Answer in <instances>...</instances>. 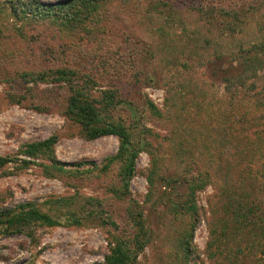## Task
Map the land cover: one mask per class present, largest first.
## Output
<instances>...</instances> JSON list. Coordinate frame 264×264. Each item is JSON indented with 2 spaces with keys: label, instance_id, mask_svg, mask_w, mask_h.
<instances>
[{
  "label": "rangeland",
  "instance_id": "1",
  "mask_svg": "<svg viewBox=\"0 0 264 264\" xmlns=\"http://www.w3.org/2000/svg\"><path fill=\"white\" fill-rule=\"evenodd\" d=\"M234 12L241 22L235 21L234 30H226L228 21H234ZM98 13L105 28L114 27V33L109 30L104 40L99 36L103 21L79 26L73 30L80 31L73 33L47 21L49 17L18 20L9 4L0 0V156L17 158L7 172H0V210L19 211L20 204L33 203L57 220L54 225L32 224L29 232H7L0 224V264H99L116 240L131 242L137 232L132 216L139 211L149 242L135 264L185 263L179 238L189 228L190 218L187 212L172 213L170 200L182 204L189 183L183 179L166 187L159 184L145 200L151 163L143 151L136 159L129 194L112 192L111 188L120 187V163L100 175L88 169L90 163L100 165L116 153L118 138L104 135L90 140L81 135L80 125L66 116L70 94L66 79L25 80L30 77L28 72L55 78L62 68L76 72L72 79L79 86L90 78L86 89L93 97L100 99L106 88L116 90L124 103L112 111L114 118L127 124L136 121L128 108L132 106L139 128H150L153 133L147 138L155 146L160 143L157 154L163 157L162 173L169 180L181 178L185 168L171 159L162 137L168 134L169 122L163 114L170 101L195 108L194 116L205 114L210 125H216L221 116L233 117L224 134H228L229 145L237 148L235 153L234 147L220 148L225 153L218 157V174L205 160L214 154L212 145L206 152L199 149L205 154L199 153L192 164L196 173L205 171L200 180L209 179L195 193L199 209L193 215L187 263L212 264L206 248L209 201L221 191L222 195L233 193L230 201L240 205V191L246 189L261 221L248 233V226L236 229L240 256L248 253L254 259L248 262L264 264V231L257 228L264 224V0H104ZM170 22L175 24L166 26ZM169 89L174 90L171 95ZM10 96L23 100L13 103ZM145 97L162 116L145 105ZM50 135L58 137L54 158L72 170L75 167L70 164L86 162L79 167L84 168L81 172L49 175L43 164L51 160L20 152L23 144ZM21 159H30L32 164L17 166ZM238 176L241 185L233 181ZM222 182L226 188L220 187ZM68 196H75L74 206L86 210L76 213L79 222L71 221L67 206L49 202ZM230 223L233 226V220Z\"/></svg>",
  "mask_w": 264,
  "mask_h": 264
},
{
  "label": "trees",
  "instance_id": "2",
  "mask_svg": "<svg viewBox=\"0 0 264 264\" xmlns=\"http://www.w3.org/2000/svg\"><path fill=\"white\" fill-rule=\"evenodd\" d=\"M5 2L9 4L12 15L18 18V20L21 18L31 20L36 18L35 20H37L40 16L49 17L47 21L54 22L62 28L72 30L73 33L80 31V29L77 32L73 30L79 26L86 27L88 23L103 21L104 24H100L102 31L99 35L102 40L106 38L109 30L112 32L114 31V27L111 29H109V27H104L105 21L103 17L102 20L99 19L101 15L98 12L101 11L104 0H5ZM233 18L234 21H232V19L229 20L228 24L225 26L226 30L228 29L231 31L235 29L234 26L238 20L236 12H234ZM240 22L241 21L238 20L237 23ZM174 24V22H170L166 24V26H172ZM14 28L23 32V28H19L17 25ZM57 71L58 73L55 78H49L48 75L42 73L28 72L27 74L30 75V77L25 78V80L35 82L36 80L55 81L61 78L66 79L70 91L67 99L66 116L80 125L81 135L90 140L104 135H114L118 138L119 143L116 153L106 157L100 165L94 162L90 163L88 169L90 171L98 170V175H100V173H106L113 163H120L118 172L120 187L117 190L116 188H111L112 192L114 191V193L118 195L129 194V185L135 173L136 159L139 153L143 151L149 154L151 163L146 173L148 191L145 195V200L151 198L156 192L159 184L166 187L167 185L181 182L183 179L189 183L186 199L183 200L182 204H180L181 202L170 200V211L177 214L176 216L182 215L183 213L185 214L186 212L189 214L190 219L187 224L189 228L186 226L185 230L182 231L183 234L181 233L182 235L179 238L181 253L184 255L185 260L184 264H188L187 258L191 253L190 242L192 241L195 227L193 215L197 214L199 209L196 204L195 193L198 189L203 188L209 179L207 177L200 180L199 177H204L206 173L205 171L196 173L192 169V164L196 162V156L202 153L199 149L206 152V149H209L207 148L208 145H212L214 150L212 149L211 154L214 153V156L211 155L205 158V160L210 162L211 167L215 170V173L218 174L220 165L218 157L222 158L225 153L219 151L220 148H222V150H227L234 147V153L237 148L235 144L233 147L230 146L231 142L229 141L228 134H226V136L224 134L226 127L230 128L233 117L221 116L215 123L216 125H210V122L205 120L207 119L205 114H197L194 116L193 110L195 108H191V110L185 108L182 101H179L180 103H173L170 101V104L166 106V113L163 114L152 100L145 97V105L152 110L156 116L160 117L163 114L164 118L169 122L168 134L162 137L167 141L171 150V159L176 163L185 165L181 178L173 176L171 180H169L162 173L161 162L163 163V157H158L157 154V146L160 143L155 146L149 141L147 136L153 133H151L150 128H139L136 114L131 108L132 106L129 105L128 108L132 114V118L136 121L127 124L122 119L113 117L112 111L117 108V105L124 103V100L120 98L116 90L110 88L103 89L102 92H100L102 97L98 99L89 94L86 89L89 87L88 85L92 83L91 80H89L90 78L84 79V84L79 86L76 82H73L72 79V76L77 75L76 72H68L63 68ZM173 92V89H169L168 93L171 95ZM10 97L13 103H21L23 100V97ZM159 135L160 134L155 133L156 137ZM57 141L58 137L56 135H50L48 138L23 144L20 148V152L30 158H45L51 160V164H43V167L49 175L53 174V171H57L61 174L81 172L84 168L80 170L79 167L86 164V162L79 161L70 164L75 167V169L72 170L66 167L67 164L58 162L54 158L53 150ZM204 152L202 154H205ZM15 160H17V158L0 156V172H7V168H9L8 165ZM19 161L20 163L17 164V166L20 165L21 167L32 164L30 159H21ZM168 161H170V159ZM83 172L86 171L84 170ZM192 172H194V174ZM241 179L242 177L238 176L233 181L234 183L238 181L237 185H241ZM224 185V188H226V183L223 182L220 187ZM246 191V189L240 191V194H242L241 199H243V203H240V205H237V202L232 203V201H230L233 193L222 195L221 191L215 196V199L209 201L211 213L207 221L209 239L206 248L212 264H251L252 262L250 263L248 260H254L251 259V255L248 253L240 256L242 248L241 242H238L240 232L237 230L236 233L237 228L242 229L245 226H248V233L254 229L252 227H256L261 221L256 211L258 207L251 203L248 195L249 191ZM74 197L75 196L56 198L55 200H49V202L52 201V203L60 207L67 206L72 211V214L69 215L72 219L71 221L79 222L77 220V214H79L80 211L86 212V210H84L82 206L81 208L74 206L76 202L73 200ZM86 199L88 202H91V198L87 197ZM226 200L228 203H226ZM135 204L138 205L137 202H135ZM19 208V211H13L6 207L0 210V224L4 231L29 232L32 224L54 225L57 223V220L52 216L40 212L33 203L20 204ZM71 215L73 217H71ZM235 218L238 220H235ZM231 220H233V226H231ZM132 223L137 227V232L131 242H129V239L116 240L114 247L110 249L109 253L105 254L104 260L99 264L136 263L137 256L145 245H147L149 239L146 237L148 230L142 212L139 211L136 216H132ZM262 225L263 226H258L257 228L264 231V224ZM263 250L264 249L261 251ZM216 257H218V259L220 258V260L216 261ZM255 262L256 261H254V264ZM194 264L196 263L194 262Z\"/></svg>",
  "mask_w": 264,
  "mask_h": 264
}]
</instances>
